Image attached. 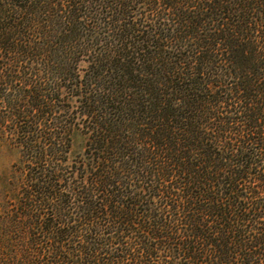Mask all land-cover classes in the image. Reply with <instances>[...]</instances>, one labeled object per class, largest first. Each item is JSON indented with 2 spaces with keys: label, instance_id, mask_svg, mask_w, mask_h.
Segmentation results:
<instances>
[{
  "label": "trees",
  "instance_id": "1",
  "mask_svg": "<svg viewBox=\"0 0 264 264\" xmlns=\"http://www.w3.org/2000/svg\"><path fill=\"white\" fill-rule=\"evenodd\" d=\"M4 146L0 264H264V0H0Z\"/></svg>",
  "mask_w": 264,
  "mask_h": 264
},
{
  "label": "rangeland",
  "instance_id": "2",
  "mask_svg": "<svg viewBox=\"0 0 264 264\" xmlns=\"http://www.w3.org/2000/svg\"><path fill=\"white\" fill-rule=\"evenodd\" d=\"M79 143L74 146V151L78 150ZM18 157V153L15 149L10 147H0V169L10 166Z\"/></svg>",
  "mask_w": 264,
  "mask_h": 264
}]
</instances>
